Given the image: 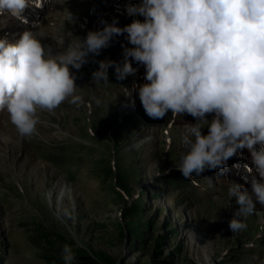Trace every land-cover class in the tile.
I'll return each instance as SVG.
<instances>
[{
	"label": "rangeland",
	"instance_id": "1",
	"mask_svg": "<svg viewBox=\"0 0 264 264\" xmlns=\"http://www.w3.org/2000/svg\"><path fill=\"white\" fill-rule=\"evenodd\" d=\"M114 1L52 0L44 13L33 5L32 30L55 55L102 29V21L131 23L134 17L114 13ZM7 21L0 16V38L15 42L26 28ZM125 35L79 70L70 66L80 100L38 108L32 136H21L0 110V264H46L44 256L66 244L102 264H264V205L239 217L243 229L229 228L237 205L228 186L250 189L251 177L205 170L174 187L195 119L149 118L134 87L146 82L145 67L135 61L123 80L109 68L108 82L93 81L99 61H123V47H131ZM60 184L69 190L63 197Z\"/></svg>",
	"mask_w": 264,
	"mask_h": 264
},
{
	"label": "clouds",
	"instance_id": "2",
	"mask_svg": "<svg viewBox=\"0 0 264 264\" xmlns=\"http://www.w3.org/2000/svg\"><path fill=\"white\" fill-rule=\"evenodd\" d=\"M29 4L42 7L43 0H0V14L27 23L23 12ZM126 11L144 19L123 27L115 19L102 21V29L88 31L55 55L33 30L15 42L0 38V110L7 111L21 136H32L38 108L51 111L70 98L80 100L70 66L79 70L90 54L126 34L131 47H123V61H99L93 81L108 82L109 68L123 80L136 71L135 61L145 67L146 82L134 87L149 118L171 113L195 119L175 163L184 179L205 170L222 172L229 159L247 149L250 189L235 182L228 186L237 205L229 228L243 229L239 217L251 214L257 203L264 205V0H141ZM61 258L64 264L75 260L70 245Z\"/></svg>",
	"mask_w": 264,
	"mask_h": 264
},
{
	"label": "trees",
	"instance_id": "3",
	"mask_svg": "<svg viewBox=\"0 0 264 264\" xmlns=\"http://www.w3.org/2000/svg\"><path fill=\"white\" fill-rule=\"evenodd\" d=\"M174 184V187H179L181 184H186L187 180L183 177L173 179L171 180ZM51 237H53L55 240L59 242H64V238L61 235L58 234H51ZM73 252L75 253V260L72 262V264H102L96 259H94L91 255L86 253L82 249H74ZM62 257V249H55L50 254H47L44 256V261L46 264H64Z\"/></svg>",
	"mask_w": 264,
	"mask_h": 264
},
{
	"label": "bare ground",
	"instance_id": "4",
	"mask_svg": "<svg viewBox=\"0 0 264 264\" xmlns=\"http://www.w3.org/2000/svg\"><path fill=\"white\" fill-rule=\"evenodd\" d=\"M69 192L68 187L65 186L64 184H60L59 187V194L63 197L65 196V194H67ZM194 235H196V233L194 232ZM198 238V236H196Z\"/></svg>",
	"mask_w": 264,
	"mask_h": 264
}]
</instances>
